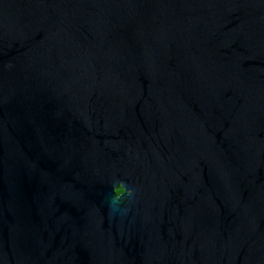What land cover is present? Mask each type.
<instances>
[{"label": "water", "instance_id": "95a60500", "mask_svg": "<svg viewBox=\"0 0 264 264\" xmlns=\"http://www.w3.org/2000/svg\"><path fill=\"white\" fill-rule=\"evenodd\" d=\"M0 264H264V0H0Z\"/></svg>", "mask_w": 264, "mask_h": 264}, {"label": "trees", "instance_id": "16d2710c", "mask_svg": "<svg viewBox=\"0 0 264 264\" xmlns=\"http://www.w3.org/2000/svg\"><path fill=\"white\" fill-rule=\"evenodd\" d=\"M123 192V190L122 189H119L118 191H117V194H120V193H122Z\"/></svg>", "mask_w": 264, "mask_h": 264}, {"label": "flooded vegetation", "instance_id": "af4514ba", "mask_svg": "<svg viewBox=\"0 0 264 264\" xmlns=\"http://www.w3.org/2000/svg\"><path fill=\"white\" fill-rule=\"evenodd\" d=\"M120 194H122V193H120ZM120 194H118V195H120Z\"/></svg>", "mask_w": 264, "mask_h": 264}]
</instances>
